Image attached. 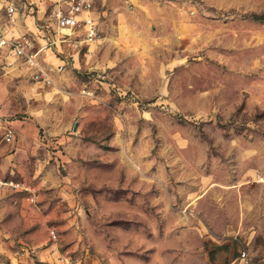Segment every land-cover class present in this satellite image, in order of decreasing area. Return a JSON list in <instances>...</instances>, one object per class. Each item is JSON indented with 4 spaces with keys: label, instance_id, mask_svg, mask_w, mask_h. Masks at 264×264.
Masks as SVG:
<instances>
[{
    "label": "rangeland",
    "instance_id": "rangeland-1",
    "mask_svg": "<svg viewBox=\"0 0 264 264\" xmlns=\"http://www.w3.org/2000/svg\"><path fill=\"white\" fill-rule=\"evenodd\" d=\"M94 8L95 39L51 41L45 16L34 65L14 64L20 114L65 159L32 214L43 229L10 251L0 240V264H208L205 241L229 233L264 259V0Z\"/></svg>",
    "mask_w": 264,
    "mask_h": 264
},
{
    "label": "crops",
    "instance_id": "crops-1",
    "mask_svg": "<svg viewBox=\"0 0 264 264\" xmlns=\"http://www.w3.org/2000/svg\"><path fill=\"white\" fill-rule=\"evenodd\" d=\"M10 3H14L17 8L13 21L8 19L7 14L6 6ZM49 3V0H0V27L9 34L28 32L33 34L36 40H41L42 25L38 21L47 16ZM92 13L98 18L95 8ZM15 68L13 65L9 70L0 73V117H8L16 129L13 140L0 144V173L5 177L22 179L25 182V188L22 189L0 187V208L4 212L0 220V240L9 251L14 249L16 243L20 245L28 243L31 233L27 228L36 220L37 225L40 224L43 229L45 225L43 217L37 216L34 220L32 214L46 209L47 202L44 200L43 191L49 188L48 186L51 188L56 181L49 173L50 163H60L65 159L59 149H54L55 144L41 137L42 129L37 120L30 115L20 114L22 106L19 103ZM50 159H53V162H50ZM36 187L43 190L40 196L38 194L33 200L34 203H30L32 200H29L27 195ZM52 204L48 207L50 211L54 210L56 203ZM43 239L44 232L41 230L34 241ZM216 240L211 241L217 242L214 246H209L206 241L204 243L203 255L209 259L208 264H264V259H252L245 249L248 259L246 261L240 244L230 233L218 236ZM238 248L239 254H235Z\"/></svg>",
    "mask_w": 264,
    "mask_h": 264
},
{
    "label": "built area",
    "instance_id": "built-area-1",
    "mask_svg": "<svg viewBox=\"0 0 264 264\" xmlns=\"http://www.w3.org/2000/svg\"><path fill=\"white\" fill-rule=\"evenodd\" d=\"M49 8L47 10V17L51 19L52 26L56 30V37H53L51 41L62 38L66 39L72 31L77 27L83 29V33L86 39L93 40L99 34V21L92 11L94 8V0H49ZM17 11L14 3L7 4L8 19L13 21L15 19V12ZM42 39L45 40L41 43L40 47H43L49 41L47 32L44 28H41ZM35 37L33 34L24 32L20 34H9L0 27V73L9 70L14 64L18 63L21 59L26 61L29 65H34L35 56L39 51L34 49ZM35 77L41 75L45 80H48V76L39 74V72L33 73ZM48 133L41 131V137L45 140H49L52 144H55V140L52 136H48ZM16 135V129L11 123L8 117H0V144L3 141H11ZM261 180L264 181V176H261ZM9 186L14 189L25 188V182L22 179L14 177H5L0 173V187ZM38 196L36 190H31L27 195L29 200H35ZM50 235L53 238L58 236L56 227L51 226L49 228ZM245 260L248 261L246 250H241Z\"/></svg>",
    "mask_w": 264,
    "mask_h": 264
}]
</instances>
